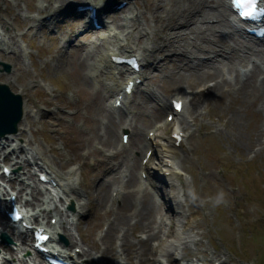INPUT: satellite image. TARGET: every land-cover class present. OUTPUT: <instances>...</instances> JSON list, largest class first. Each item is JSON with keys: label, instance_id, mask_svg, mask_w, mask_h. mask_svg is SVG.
<instances>
[{"label": "rangeland", "instance_id": "1", "mask_svg": "<svg viewBox=\"0 0 264 264\" xmlns=\"http://www.w3.org/2000/svg\"><path fill=\"white\" fill-rule=\"evenodd\" d=\"M82 1L0 0V23H4L2 32L4 38L12 36L9 43L12 42V48L17 51L14 55L8 50H0V63L9 66L8 72L0 66V83L6 84L13 93L22 95L28 113L35 115V122H30L28 127L22 121L15 135L22 132V140H30L33 148L38 145L45 160L59 167L60 173L67 172L71 166H79L90 208L88 218L80 220V234L88 243L100 245V236L104 233L100 218L109 206L107 187L101 181L103 171L120 161L132 162L136 151L139 155V150L131 151L130 147L115 158L101 157L108 152L114 153L109 148L114 137L117 146L120 144L118 134L121 128L116 124V113L108 112L109 97L103 82L94 84L86 75L90 71L88 58L93 54L91 41L96 35L84 38L81 34L72 41V45L60 49L59 41L65 39L63 37L72 39L76 36L78 26L72 16H67L56 27L64 35L62 38L47 36L50 34L47 29L36 31L32 28L29 31L33 23L31 19L26 21L38 13L37 7L49 10L65 3L71 6ZM116 1L113 0L114 3ZM157 1L133 0L130 7L133 14L143 13L139 22L153 41H161L162 36L169 32L166 28L173 26L179 18V11H171L169 6L164 11L160 7L156 9ZM174 1L180 8L187 4V0ZM125 24L133 42L142 48L145 39L135 29L132 30L134 22L127 19ZM189 41L190 38H185L169 40L168 43L182 49L191 45ZM176 66L172 65V70L166 68L163 73L161 69L149 71L155 77L145 87L152 97L140 88L131 99L135 100V105L131 104L133 142L154 124L163 123L166 110L161 108V103L166 105L167 100L181 89L195 95L204 83L196 73L188 77L187 71L177 73L179 68ZM234 76L235 73H226V82L221 83L215 93L206 95L207 104L202 102L193 117L190 115L191 106L187 104L178 120L165 123L156 133L167 140L172 132L187 125L183 130L187 135L186 142L183 148L176 150L173 160L185 186L180 181L174 183L164 177L162 180L157 177L159 182L154 179L161 198L176 196L166 205L176 215L169 219L166 212L165 219L160 220L158 236L162 239H153L143 246L149 251L142 258V264H154L157 258H163L168 264H208V261L210 264H264V137L259 131L263 123L260 108L263 103L256 91L232 89L228 77ZM212 84L207 82V86ZM166 107L168 111V105ZM123 117L129 121L130 117ZM155 149L149 167L159 172L157 163L159 158H163V151ZM94 153L104 162L98 172L95 166H90L94 163L91 157ZM118 177L120 180L121 174ZM220 193L224 194L223 202L218 204L216 200ZM127 199L129 206L125 209H110L111 219L121 214H132V199ZM105 202L106 207L101 208ZM161 210L162 207L157 209L160 215ZM150 224L157 226L154 220ZM128 238L130 243H136L133 237ZM185 241L189 242L184 245ZM196 242L199 246L195 245ZM172 244H179V247L176 252L172 251L171 258L166 259L163 251L172 248ZM185 247L187 251L195 252L197 257L181 258ZM113 254L111 252L108 256ZM130 263L138 264L135 255H132Z\"/></svg>", "mask_w": 264, "mask_h": 264}, {"label": "bare ground", "instance_id": "2", "mask_svg": "<svg viewBox=\"0 0 264 264\" xmlns=\"http://www.w3.org/2000/svg\"><path fill=\"white\" fill-rule=\"evenodd\" d=\"M99 2V0H97ZM96 1V2H97ZM104 5L102 6V8H106V10H110L111 9V1L110 0H103ZM123 1H127L128 4H131L132 0H123ZM178 3V2H177ZM177 3L174 0H158L156 2V9L157 8H161L160 10H166V6H169L171 11H181L180 12V19L178 20L179 22L176 23L174 26H172L169 30H171L170 35H173L174 39H185L189 36L193 37V42L195 43L197 40L200 41V43L209 45L210 43H214V42H220L214 38H219L223 43L229 40H232L233 42H235V45L238 47L243 48V52H245V55L242 57H233L230 56L234 51H231V53H228V49L227 48H223L222 53H224L223 55L226 54V56L228 55V59L225 60V62L222 60L220 61L219 59H215L213 61H209L207 60L206 63H202L203 65H198L199 66V70H195L194 72L199 76L202 77L204 79H216L218 77H220L223 73V69L226 68L228 69V72H231L233 69L236 70L238 67H243L246 63L248 62H252L253 65L251 66L250 69H247L244 71V73L242 75H239L236 77L235 81H236V85L238 86V89L241 90L243 88H249L251 89V91H257L259 94V98L264 99V45L263 46H257L254 42L253 44L250 43V40H246L242 41L239 40L237 38H234V29L232 27H230L229 25L226 24L225 22V16H227L228 14V8L224 7L225 5V0H187V4L188 8L185 7H176ZM38 9V13H46L47 17H51L50 21H44L43 19L37 18V16L31 18V21L33 23L32 27H30V30H33V27H37V26H48V27H52L57 23V16L58 14L60 15L62 12L65 13L67 10V8H61L56 7V8H52L50 10H47V8H42V7H37ZM130 9L127 7L122 8L121 10L118 11H111L110 12V19H111V24H107L106 22H102L103 23V29H104V33L101 35V40H102V44H104V53H99V55H97L94 59H93V64L92 68H91V72L93 73V75H96L95 80H93V82L95 83H99L101 80L104 83H108V85H112V87H110L111 91L113 93H117L118 92V87H119V83L117 81V77L115 76L114 72L117 70V67H110V64H108L109 62L107 61V58H109L113 53L115 52H122V53H131L133 55H135V51L136 49L134 48V44H132L130 42V40H132V35L130 32H127V27L125 22L127 21L126 19L130 18L131 21L134 22L133 24V28L132 30L134 31V29L141 34L144 37H148L149 38V34L147 31H145V29L143 28V25L139 22V14H135L133 15L131 13V15H127V16H122L121 15L123 13H130ZM155 10V9H153ZM183 10V11H182ZM47 11V12H45ZM140 15H143V13H140ZM207 17L212 18L213 20H215V23L213 25H206V19H208ZM30 18H27L26 21H29ZM78 23L80 24L81 28H84L85 26H87V24H83L84 21L83 19L80 17L78 20ZM125 21V22H124ZM47 22V23H46ZM4 26V23H0V30H2L1 27ZM53 29V28H51ZM36 34V32L34 33ZM130 36V38H129ZM3 34H1V42H0V50L5 52L7 51L8 53H14V55H17V51L12 48L14 45L12 42L9 43V41H12L13 38L11 35H9V39L8 38H3ZM169 39H172V37H169ZM65 40L63 39L61 40L60 43V49L61 47H63L65 44ZM224 44V43H223ZM256 45V46H255ZM260 45V44H258ZM147 47H150L149 45H147ZM56 51V49H55ZM54 51V52H55ZM158 55H163L164 53L169 52V50H167L166 48H161L159 47V49L157 50ZM172 51H175L172 49ZM116 54V53H115ZM107 56V58H106ZM151 57V56H150ZM154 59H152L153 62H155L156 57H153ZM181 57H174L171 58L170 56H165L162 58V62H165V64L167 66H171V65H178V63L181 62ZM185 60V59H184ZM191 62V61H190ZM159 65V64H158ZM157 66V65H156ZM153 68H155V65H152ZM151 67V68H152ZM188 70H191L192 68L187 66ZM125 72L127 73L128 70L125 69ZM91 73V74H92ZM116 74H121V73H116ZM128 74V73H127ZM193 73L191 72H187V77L192 75ZM183 75V74H182ZM194 75V74H193ZM259 76H261L262 78H259ZM104 77V79L102 78ZM222 78V77H221ZM259 78V79H258ZM220 79V78H219ZM219 79L214 85L212 86H208L205 87L207 89H202L199 90V92H197L195 95L191 93H189L188 91H177L176 97L180 98L181 100L184 101V103L188 104L191 106V110H190V115L193 117L197 111H199L200 109V104L202 102H204L203 104H205L207 102L206 100V95H204L203 93L205 91H207V95L211 94V93H215L217 90H219L218 88L221 87V83L219 82ZM221 80V79H220ZM203 87V86H201ZM249 91V92H251ZM112 94V93H109ZM108 94V96H109ZM257 97V98H258ZM207 104V103H206ZM24 119L22 123H27V126L30 127V122L34 123L35 121V115L28 113L27 111V103L24 104ZM109 110L111 112L117 113V115H119L118 111L113 110L111 107L109 108ZM120 116V115H119ZM177 117V116H175ZM30 119V120H29ZM119 122H122V119L119 118L118 119ZM194 121V118H193ZM187 127V125L184 126V128ZM21 128V125L19 127V129ZM29 130H31L29 128ZM182 130H178V132H181ZM18 137H22V132L18 135ZM16 136H5V139L1 141L4 142L5 145V149H3L4 147H2L0 149V153L3 154V160L1 162H6V163H11L14 166H22L23 168H27L28 165L33 164L37 170L40 171V173H44L46 175H48L51 179V177L53 178V180H55L58 183V188H56V190L54 191V193L56 192V196L55 197H51L50 196V192H48V196L45 199H42L40 197V191L38 188L37 183L34 181V175L31 174L30 172H26V174L23 175V177H26V181L29 182V185L26 186L25 185V180L20 181L19 183H14L16 184L12 189L14 191H16V200L17 202L25 208H27V213L29 211H32L33 214H31L30 219L33 221H37L38 217L43 218H47L48 215L51 214V218H57L59 221V227H60V231L61 233L69 240L70 244L72 245L75 241H73V237H72V232L71 231H76L78 230V223H79V215L82 214L84 211H87V203L85 202H81L80 199L78 200L76 196V194H78V190L75 187L77 181L75 182L74 180H72V176L75 174L76 169H72L69 170L67 173H60L59 171V167H56L54 163H49L47 160H45V158L42 156V152L39 149V146L36 145L34 146L35 148L32 147V144L30 142V140H21ZM155 141L160 140V137H157V140L154 139ZM131 139L129 138L127 146H129ZM151 143L152 140H150ZM175 140L173 139H169L167 140L164 144H162V148L165 149V158L167 159V163L170 164V167L166 164L165 166L162 165V172L161 174L163 175H167V178H170L172 180H179L182 186H185V182L182 179H179V175L177 174L175 168L173 167V164H171L173 162V159L175 158V153H176V147L175 145ZM113 145H111L113 147V149H115L116 146V141L115 139H113L112 141ZM150 143V144H151ZM136 146V148H140L141 146L145 147L149 146V144L147 142H145V138L143 137L142 141H138L137 144H134ZM126 146L121 145V149L125 148ZM183 147V144L180 146ZM10 148H12V151L8 154H5L4 151H8ZM37 148V150H35ZM116 152H118L116 150ZM21 155V156H20ZM159 163H161L159 161ZM99 165H103V163H99ZM125 166V168L129 167L127 165H123ZM132 169H136L137 167H139V165H137V160L134 159L132 165H130ZM146 170H149L147 166H145ZM108 171L105 170L104 173H107ZM123 174V172H122ZM151 173H148V175L150 176ZM115 175H117V172H114V170H110L108 172V182H110L111 186H113V191L117 192V195L119 194L120 198L119 201H122V197L121 196H133L134 195V191L131 190V187L133 186V180L131 178H128L127 180H123L119 186L118 181H117V177H115ZM75 183V184H74ZM74 184V185H73ZM79 185H81V180L79 181ZM117 185V186H116ZM137 186H139V188H144L145 187V194L146 193V188L148 186H145L146 184L141 180H137L136 183ZM131 188V189H130ZM119 189V190H116ZM121 189L125 190V193H123L121 191ZM120 192V193H119ZM143 195L144 197H142V202L140 203L141 208L139 210H136L134 212V214L132 215V217H127L125 215L119 216L117 215L116 217H114L113 220H109L108 221V227L106 228V232L104 233L103 237H102V242L105 246L104 249L100 250L99 252V258L95 259V260H91V257H89V255H85L82 256L84 257V259H82V261L84 263H89V264H104L106 262V264H122L121 259L126 261V264H131V257L132 255H135V258H137L139 260V264H142V258H144V255L149 251L148 249H146V247H143L145 245V243L148 240H159L161 241V237L158 236V226L156 227H151V225H148L149 223L143 222V219H152V210L156 211L157 210V206H154L153 202H151V200L146 196ZM9 196V195H8ZM55 198H58L57 200H55ZM165 200H163L164 202ZM73 202L75 203V207H74V214L73 213H69L68 211L64 210V206L66 203H70L73 205ZM1 203V202H0ZM58 204L61 205L62 208L58 207ZM5 205L4 203H1V206ZM30 213V212H29ZM172 216V215H171ZM135 220V223L133 225H130V221ZM67 224H69V226H66ZM159 224H161V222L159 221ZM48 225V224H47ZM132 226V231H139V233L143 235H145L144 239L141 238H136L137 243L136 244H131L128 240V232L130 230L129 227ZM0 229L1 231L6 230L8 232V234L13 235L15 233V229H10L9 225H7L5 222H2L0 219ZM118 232H120L119 234V238H120V246L118 248L121 249L120 253L115 254L113 257H109L108 253L111 252L112 246H111V241H112V237L113 236H118ZM15 236V240L16 242H19L21 245H25V247L29 246V235L27 232H18L16 234H14ZM189 241H185L184 245L186 243H188ZM180 244H183L181 242H179ZM199 242H196V246L198 245ZM179 244H172V248H168L165 251H163L164 253V257L166 258H171L172 257V251L176 252L177 248ZM175 247V248H174ZM11 249V248H10ZM25 249V248H24ZM5 251L8 252V254L13 257L14 254L19 253V247H17V250L14 252L12 250H9V248H5ZM7 254V253H6ZM6 254H2L6 255ZM195 252H189L187 251L186 247L184 248V252L181 258L183 259H188V257H197V255H195ZM37 257V255L35 256V258ZM16 258L20 257L19 255H16ZM77 258H79V256H77ZM34 259V258H33ZM120 259V260H119ZM3 263L2 264H6L5 262H8L9 260L7 258H2ZM23 260H20V262ZM36 261V260H35ZM14 263L19 264L16 261H12ZM38 264H42L41 261H38ZM210 264V261H208ZM21 264H25L24 261L21 262ZM156 264H162L161 262H157Z\"/></svg>", "mask_w": 264, "mask_h": 264}, {"label": "water", "instance_id": "3", "mask_svg": "<svg viewBox=\"0 0 264 264\" xmlns=\"http://www.w3.org/2000/svg\"><path fill=\"white\" fill-rule=\"evenodd\" d=\"M21 118V100L13 96L6 86L0 85V126H9L8 132H15Z\"/></svg>", "mask_w": 264, "mask_h": 264}, {"label": "snow or ice", "instance_id": "4", "mask_svg": "<svg viewBox=\"0 0 264 264\" xmlns=\"http://www.w3.org/2000/svg\"><path fill=\"white\" fill-rule=\"evenodd\" d=\"M235 2L238 4H242V5H248L249 7H252V8H254L257 4V0H235ZM241 14L244 16H247L250 13L249 12H243ZM176 107H177V109H179V105H177Z\"/></svg>", "mask_w": 264, "mask_h": 264}, {"label": "clouds", "instance_id": "5", "mask_svg": "<svg viewBox=\"0 0 264 264\" xmlns=\"http://www.w3.org/2000/svg\"><path fill=\"white\" fill-rule=\"evenodd\" d=\"M223 193H220V195L218 196V198H217V200H216V203H221V202H223Z\"/></svg>", "mask_w": 264, "mask_h": 264}]
</instances>
